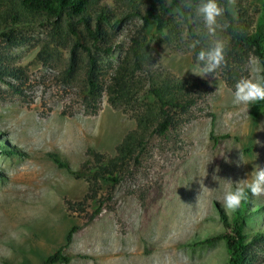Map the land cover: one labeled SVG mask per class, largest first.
Listing matches in <instances>:
<instances>
[{"label":"rangeland","instance_id":"rangeland-1","mask_svg":"<svg viewBox=\"0 0 264 264\" xmlns=\"http://www.w3.org/2000/svg\"><path fill=\"white\" fill-rule=\"evenodd\" d=\"M126 2L94 0L87 10L92 28L100 14L99 26L112 47L104 54L89 46L99 69V88L89 99L86 52L78 54L72 76L64 72L72 42L65 21L19 25L0 15V264H40L72 227L66 264L227 260L220 240L192 243L220 233V215L232 213L219 199L223 181L213 176L235 182L247 178L255 164L264 167V115L252 119V104L235 105V85L227 86L219 71L216 79L191 73L194 50L179 18L172 16L171 34L153 24L142 30L135 12L142 9L141 0ZM230 10L235 25L252 32L264 18V0H236ZM188 23L195 34H205L209 47L212 38L195 10ZM75 27L81 30L80 24ZM132 40L145 62L120 93L113 80L120 67L131 65ZM255 62L248 57L235 84L251 74ZM164 77L204 80L207 86L194 106L174 115L164 137L147 139L137 164L123 171L117 184L75 177L52 161L55 156L74 171L90 159L87 149L103 161L113 157L115 146L135 126L133 113L152 105L149 84L168 81ZM200 184L209 191L197 200ZM247 201L244 231L264 234V196L249 194ZM256 253L258 264H264V240Z\"/></svg>","mask_w":264,"mask_h":264},{"label":"trees","instance_id":"trees-1","mask_svg":"<svg viewBox=\"0 0 264 264\" xmlns=\"http://www.w3.org/2000/svg\"><path fill=\"white\" fill-rule=\"evenodd\" d=\"M94 0H0V15L13 24L28 25L37 24L45 19L56 24L66 22L67 32L72 42L68 50V59L65 74L72 76L78 67V54L86 52L87 61L84 70V83L86 88L85 98L97 93L99 88V69L95 58L89 54V46L104 54L112 49L106 32L99 26L100 14L95 16L94 27L88 18L87 10ZM130 4L135 0H125ZM200 0H141L142 9H135L141 16V29H147L151 24L158 32L165 31L171 34L176 24L172 16L179 18L185 25L191 41L199 40V46L194 50V58L201 48H208L204 33L195 34V29L188 23L193 16V11ZM228 0H218L222 6H227ZM105 19L104 16H102ZM227 21L229 27L222 32L227 41L226 66L219 72L225 84L229 87L235 85L239 69L249 56L259 61V66L264 68V18H261L252 32H247L235 25L231 10H226L222 23ZM80 24L81 30L75 25ZM133 41V40H132ZM98 44L96 46L95 44ZM131 47V65L127 63L124 68H119L114 78V85L123 93L126 83L136 71H142L145 57L141 55L135 46ZM197 62V61H196ZM159 85L149 84L147 94L152 99V105H144L140 111L133 113L135 126L126 132L121 141L115 146V154L110 159L103 161V157L91 149L86 150L88 158L77 170H70L64 162H60L55 156H50L59 167L64 168L75 177L84 176L91 182L101 180L110 185L119 182L120 176L128 167L137 164V159L143 150L147 139L156 135L164 137L174 126L176 114H184L194 106L195 102L204 95L206 81L194 80L187 77L170 78ZM126 85V86H125ZM264 115V101L252 104L249 116L254 119ZM89 160L95 163L93 166ZM248 200V199H247ZM244 201L241 207L232 212L230 217L220 215L219 220L222 231L216 235L197 240L192 245H210L220 240L227 255L225 264H258L256 250L260 242L264 240L262 231H244V218L248 201ZM74 227L65 235L64 243L46 256L40 264H66L68 258L64 255V249L70 243Z\"/></svg>","mask_w":264,"mask_h":264},{"label":"clouds","instance_id":"clouds-1","mask_svg":"<svg viewBox=\"0 0 264 264\" xmlns=\"http://www.w3.org/2000/svg\"><path fill=\"white\" fill-rule=\"evenodd\" d=\"M235 3L236 0H228L227 6H222L218 0H200L196 5V16L202 19L204 28L212 39L208 48H201L198 52L197 62L191 70L193 75L201 78L213 75L216 79L215 74L226 66L228 45L227 41L221 38L218 33L228 29V22L221 23V18L225 16L226 10L235 6ZM199 44V40H193L189 47L195 50ZM232 95L235 105L247 106L264 101V68L259 66L258 60L251 65V74L236 82ZM242 161L243 154L240 153L239 162L236 163V166L240 167ZM216 172H219V168L216 169ZM246 175L247 178H241L235 182L232 179L220 180L217 176H213L214 180L223 181V189L219 199L226 210L237 211L242 203L249 198V194L253 197L264 196V167L255 164L251 173ZM205 190L208 189L200 184V194L197 200L200 199ZM184 264H188L187 259H185Z\"/></svg>","mask_w":264,"mask_h":264}]
</instances>
